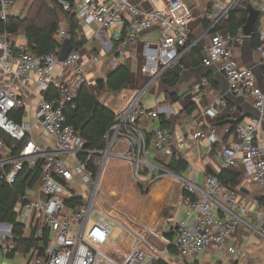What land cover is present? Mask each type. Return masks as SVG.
<instances>
[{
    "label": "built area",
    "instance_id": "built-area-1",
    "mask_svg": "<svg viewBox=\"0 0 264 264\" xmlns=\"http://www.w3.org/2000/svg\"><path fill=\"white\" fill-rule=\"evenodd\" d=\"M147 9L132 0H67L58 2L63 12H72L83 35L94 27L93 39L98 42L103 55H113V43L108 32L112 30L116 41L121 39L120 55L125 61L130 47L138 43L145 33L157 32L156 43H144L140 49L137 66L148 82L139 95L118 115L108 131L107 147L101 153H87L84 142L73 127L66 124L63 114L65 105L74 101L81 87L96 90V81L85 72V65L95 68L102 64V56L92 55L83 47L72 51L64 63L58 62L59 52L36 57L24 43H16L13 35L0 33V74L8 76L10 84L0 85V133L13 142L22 144L17 154L6 147L0 139V180L13 185L24 168L39 167L40 174L33 187L18 197L14 212L22 225L21 234L15 235L11 225L0 223V251L6 257L16 243L28 237L32 229L47 231V245L41 255L29 264H144L149 258L164 261L173 247L181 262L192 261L203 252L215 247L229 255H237L230 245L238 229H252L245 220L246 205L235 189H229L214 176L206 179L204 187L197 186L152 162V156L173 155L181 150L185 140L174 132L157 124L151 130H143L142 123L159 121L162 109H146L141 106L143 94L161 79L163 72L178 64L182 56L195 44L190 42L189 25L193 20L190 7L182 0H172L160 7L162 0H143ZM260 12L264 15V0ZM11 1L0 0V19L5 20ZM231 8L213 2L208 18L213 21L207 34L208 43L203 46L201 63L205 67L216 66L228 82L231 94L251 100L258 116L238 123L234 129L235 141L221 152L225 168L235 167L241 161L250 168L255 183L264 189V154L253 143L264 121V86L260 87L251 68H242L236 62L232 46L240 43V36L230 37L224 31L210 33L225 18ZM123 34V38H121ZM206 36V35H205ZM55 39L63 42L66 33L60 26ZM264 64V31L259 32L255 48ZM114 59L112 63H114ZM33 75L39 93L35 119L36 128L28 122L17 123L9 118L15 110L24 109L25 103L13 90L19 83L24 87ZM203 79L196 89L208 87ZM51 88L57 98L47 99L45 93ZM223 104V101H218ZM189 138L206 140L209 145L219 143L215 135L206 136L202 131L204 122L199 119ZM122 148L120 151L117 149ZM112 152H118L113 154ZM83 154L113 156L131 163L135 176L141 172L150 178L159 172L177 180L188 195L185 198L183 218L175 226H167L172 241L158 250L152 243L134 240L130 251L121 260L110 256L108 248L112 229L109 220L96 206L100 185V168L94 175L88 164L79 159ZM149 174V175H148ZM34 199V201H32ZM264 222V217L262 218ZM264 237V236H263ZM145 240V237H144ZM162 241L161 243H163ZM146 243V241H145ZM148 249V250H146Z\"/></svg>",
    "mask_w": 264,
    "mask_h": 264
},
{
    "label": "crops",
    "instance_id": "crops-1",
    "mask_svg": "<svg viewBox=\"0 0 264 264\" xmlns=\"http://www.w3.org/2000/svg\"><path fill=\"white\" fill-rule=\"evenodd\" d=\"M21 2L14 7L10 15L18 16L23 12L26 13V1ZM139 7L147 9V4L143 0H132ZM172 0H162L160 7L167 6ZM187 3L191 9L193 20L189 25L190 33H196V28L199 23L208 18L205 13L207 7L213 2H218L226 8L231 9H247L251 6L255 11L260 12L262 1L252 0L250 3H242L239 0H182ZM28 7V6H27ZM26 8V9H25ZM24 11H23V10ZM22 10V11H21ZM246 11V10H245ZM248 14V13H247ZM249 15L247 16L248 19ZM65 25L60 24V28L64 29ZM253 30L252 24H246L237 36L242 38L240 43L232 46L234 58L238 65L242 68H251L254 72L257 82L260 87L264 86V64L253 46ZM264 31V15L260 20L259 32ZM94 27H90L84 34L87 41L84 47L86 51L95 56H102V64L95 68L91 63L85 65L86 74L93 78L96 83L100 80H105L106 76L115 67L117 62H124L121 55L118 59L112 56L115 60L110 63L113 66L106 71L103 69V58L105 55L101 53L100 45L93 39ZM208 30L200 33L199 40L202 39L203 46L209 41ZM206 35V36H205ZM108 38L112 43L116 42V37L113 33ZM158 33H145L139 37L138 43L129 49L128 57L125 61H131L132 85L125 88L128 94L123 100L122 110L113 112L115 115L120 114L130 103L135 99L141 90L146 86L148 79L142 75L137 63L139 62L140 49L144 43H156L158 41ZM13 40L16 43H23L24 37L22 33L13 35ZM198 40V41H199ZM203 49V47H202ZM203 52L201 51L200 58L194 55L189 57L188 66H181L182 70L179 74L171 71L174 77L177 78V83L173 87L166 86L162 79L155 82L147 91L153 94L154 105L148 106L144 100V94L141 98V106L146 109H162V114L159 121L152 122L145 130H151L157 124L163 128L171 130L178 138L185 140V145L181 150L175 149L173 155L160 156V159L170 160L172 156L181 158L187 162V170L180 176L186 180L194 181L197 186L204 187L206 179L209 176L217 177L226 168L221 163V152L224 145L235 141L234 132L229 134L232 124L247 122L250 119L257 117L258 113L253 107L251 100H244L231 94L228 90V82L225 77L219 72L216 66L205 67L201 63ZM203 79H207L209 84L206 88L196 89V85L200 84ZM10 84L8 76L0 74V85L7 86ZM13 90L18 94L19 98L25 103L23 122H28L37 130V122L35 113L37 110V101L39 93L36 88L35 78L33 75L29 76V82L26 86L21 87L19 83L13 85ZM124 90L122 92H124ZM101 97L108 94L107 91H99ZM146 91V92H147ZM94 92V91H91ZM120 92V93H122ZM99 99V101H100ZM218 101H223V104H218ZM106 107V106H105ZM202 119L204 126L202 131L209 135H215L221 142L216 145H209L206 140L193 141L189 138L190 134L195 128V122ZM220 125L215 126L214 124ZM229 134V136H227ZM253 143L264 154V121L257 131ZM122 148L117 149L120 151ZM213 150V151H212ZM156 155L152 156V162L160 166L156 162ZM115 160V159H114ZM127 164L126 161L119 160ZM122 169L126 171V167L122 165ZM230 172L237 175V191L240 200L246 205L247 213L244 220L251 225L252 229L240 228L235 234L234 238L230 240V245L234 246L237 255H229L226 252L212 247L211 249L200 254L193 264H229L236 262L237 264H264V189L259 187L252 176L250 168L246 167L239 161L235 167L227 168ZM128 182L124 181L119 172L112 171V167L108 168L106 176L104 177V187L101 191V198L96 202L97 208L102 211L105 216L109 214L113 219H117L121 229L119 237V254L113 256L121 260L130 251L133 241L140 232L146 231L147 236H154L155 227L160 220H163L162 214L166 208L171 209L170 219L163 220L166 222L165 230L168 223L178 222L183 218L185 205V195L183 186L173 180L164 179L154 185L149 194L140 198L136 188L128 187ZM227 187V186H225ZM229 188V187H227ZM232 189V188H229ZM105 196L110 199L106 202ZM117 200V207L123 208L122 212L115 211L110 207L111 202ZM114 203V202H113ZM134 214V215H133ZM136 214V215H135ZM152 232V233H151ZM151 233V234H150ZM164 237H165V233ZM166 238V237H165ZM1 254L3 255L2 251ZM4 256V255H3ZM169 264H187L188 262H181L176 254H170L167 258Z\"/></svg>",
    "mask_w": 264,
    "mask_h": 264
},
{
    "label": "trees",
    "instance_id": "trees-1",
    "mask_svg": "<svg viewBox=\"0 0 264 264\" xmlns=\"http://www.w3.org/2000/svg\"><path fill=\"white\" fill-rule=\"evenodd\" d=\"M11 1L13 6L17 0ZM60 0H30L25 14L18 16L8 15L5 20L0 19V33L7 32L11 35L23 34L24 44L28 47L29 51L36 57L44 56L50 52H59L61 43L55 39L62 20L65 23L66 38L70 39L74 51L81 50L87 41L83 35H80V29L76 22L74 13L63 12L58 2ZM72 3V0H67ZM252 0H239L244 4L250 3ZM191 10V9H190ZM246 10V9H245ZM243 9H231L226 14L225 18L218 22L210 33L217 31H224L230 37H236L242 31L246 24L247 12ZM212 12V4L207 7L205 13ZM262 13L259 12L253 30V46L257 47L259 43V26ZM213 21L209 18L204 19L196 27V33H190V42L195 44L182 56L179 64L188 66L187 61L189 57L195 56L200 58L203 41L199 40L200 33H204L210 29ZM123 38V34L121 35ZM199 40V41H198ZM120 43L119 41L113 42V57L118 59L120 57ZM162 82L168 86L173 87L177 83V78L171 73L170 69L163 72L161 76ZM131 74V61L117 62L115 67L109 73L105 80H100L96 83V88L99 91H107L109 93H120L125 88L132 85ZM58 94L54 88H51L45 97L47 99L57 98ZM63 114L66 119V124L76 130L84 142V149L87 153H101L107 147V135L116 115L107 107L103 106L99 100L92 94L87 86H83L77 93L76 98L70 104L63 108ZM24 115L23 109L15 110L9 115L13 121L22 123ZM150 123H142L141 126L145 130ZM220 125L219 123L214 124ZM164 126L162 122L161 127ZM236 124H232L229 134L234 131ZM229 134L227 136H229ZM0 139L4 142L5 146L12 149L14 154H17L22 147V144H17L9 139L7 136L0 133ZM221 141L219 140V143ZM216 143V144H219ZM214 144V145H216ZM227 145H224V148ZM223 148V149H224ZM222 149V150H223ZM213 151V150H212ZM99 156L83 154L79 159L88 164L89 169L94 173L97 172V160ZM156 162L164 167L167 171L181 176L188 168V164L181 158L172 156L170 160L160 159L159 154H156ZM40 174L39 167L24 168L19 174L16 182L8 186L4 181L0 180V223L9 224L14 229L15 235L21 234L22 225L17 221V216L14 212V207L19 196L25 194L27 190L31 189L38 179ZM1 175V172H0ZM223 186L235 189L237 187V175L227 170V168L216 177ZM139 192L144 195L142 188L138 186ZM185 197L188 195L184 192ZM171 209L166 208L162 214L163 220L170 219ZM166 240L172 241V233H165ZM48 232L38 231L32 229L28 237L16 243L15 249L6 257L13 259L16 255H21L26 258L24 264L41 255V252L47 245ZM170 253L175 254L173 247H170ZM152 264H169L162 260L154 261ZM188 264V263H187ZM222 264V263H216ZM229 264H237L236 262Z\"/></svg>",
    "mask_w": 264,
    "mask_h": 264
},
{
    "label": "rangeland",
    "instance_id": "rangeland-1",
    "mask_svg": "<svg viewBox=\"0 0 264 264\" xmlns=\"http://www.w3.org/2000/svg\"><path fill=\"white\" fill-rule=\"evenodd\" d=\"M21 1L20 0H17L15 2V4L13 6H10L7 10V15H10L12 9L20 3ZM30 3V0H27L26 1V8L27 6L29 5ZM25 8V9H26ZM24 9V10H25ZM23 10V9H22ZM21 10V11H22ZM23 10V11H24ZM21 14H23V12H20ZM65 25L64 21L62 20V23L61 25ZM113 29H116L118 32L121 30V26L120 25H114L111 27V30L108 32L109 33V36L112 35V30ZM64 31L66 33V29L64 27ZM112 62V55H105V58H103V69L106 71L107 69H110L112 68L113 66H111V63ZM140 93V92H139ZM138 93V94H139ZM92 94L99 100L100 97H101V93L97 92V91H94L92 92ZM128 94V91L124 90V92L122 93H108V94H105L104 96H102V98L100 99V103L103 105V106H106L108 108H110L113 112H119L120 110H122V103H123V100H125L126 96ZM144 100L143 102H145L146 104H148V106H153L154 105V99H153V94L151 92H145L144 93ZM117 115V114H116ZM111 153L113 154H118V152H112ZM115 159V160H114ZM127 164H124L122 162L119 161V159H117L116 157H113V156H106V157H99L98 160H97V163L96 165L98 166V168H100V185H99V188H98V194H97V198H96V202L98 203V200H100L101 198V191H103V189H105L104 187V177L106 176V173H107V170L108 168H111L112 167V171L114 172H119L121 175H122V178L124 181H127L128 182V187H132V188H136L138 190V186L140 188H142L143 192L145 193L144 195H142L139 190H138V195L140 198H143L144 196H147L151 190V188L156 185L158 182H160L161 180H164V179H169V180H173V181H177V180H174L173 178L170 177V175H164L162 173H158L156 175H154V177L150 178L149 176L146 175V172H141V169H140V173H139V179L136 178L135 176V168L134 166L127 162ZM122 165H124L126 167V171H124L122 169ZM149 175V174H148ZM178 182V181H177ZM105 200L106 202H110L108 199L107 196H105ZM32 201H34V199H32ZM114 202V203H113ZM113 202H111L110 204V207H112L113 209H115V211H120L122 212L124 209L123 208H119V206L117 207V200H114ZM134 215V214H133ZM136 215V214H135ZM107 218L109 219L107 221L108 223V226L112 229V235L110 237V240H109V244H108V248L110 249V253L109 255L112 256L113 254L116 255V254H119V248H118V244H119V237L120 236V233L122 232L121 229H120V226L118 225L119 222L117 221V219H113L112 216H110L109 214L107 215ZM118 224H117V223ZM170 226H175L176 225V222H170L168 223ZM165 225L166 222H163V220H160L158 222V225L155 227V232H154V236L150 235L151 237L147 236V233L146 231H143V232H140L135 238H137L138 240H141L140 243H142V246H144L145 244H148V243H152L154 246L157 247L158 250H161L165 247H167L168 244H170L166 238L164 237V233L163 232H166L167 233V229L165 230ZM152 233V232H151ZM150 233V234H151ZM144 237H145V240H144ZM146 241V243H145ZM162 241H164L163 243H161ZM144 244V245H143ZM148 250V249H146ZM170 256V254H169ZM168 256V257H169ZM168 257L165 256V259L164 261L168 263ZM26 261V258H23L21 255H16L13 259H9L5 256H3L1 254V251H0V264H24ZM144 264H151V260L148 258Z\"/></svg>",
    "mask_w": 264,
    "mask_h": 264
},
{
    "label": "water",
    "instance_id": "water-1",
    "mask_svg": "<svg viewBox=\"0 0 264 264\" xmlns=\"http://www.w3.org/2000/svg\"><path fill=\"white\" fill-rule=\"evenodd\" d=\"M246 12L248 13L249 17L247 19L248 23L252 24L254 27V23L255 20L257 18V16L259 15L258 11H255L254 9H252L251 6H248L246 9ZM73 51V45L70 39L66 38L63 40V42L61 43V47L59 50V56H58V62L64 63L66 61V58L68 57V55ZM182 70L180 64H176L175 66H173L171 68V71L175 74H179V72ZM108 76H106L107 78Z\"/></svg>",
    "mask_w": 264,
    "mask_h": 264
}]
</instances>
